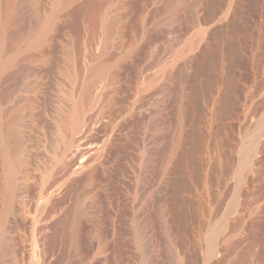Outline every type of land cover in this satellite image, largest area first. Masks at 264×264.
<instances>
[{
  "label": "rangeland",
  "instance_id": "374dc122",
  "mask_svg": "<svg viewBox=\"0 0 264 264\" xmlns=\"http://www.w3.org/2000/svg\"><path fill=\"white\" fill-rule=\"evenodd\" d=\"M34 2L0 0V264H264V0Z\"/></svg>",
  "mask_w": 264,
  "mask_h": 264
},
{
  "label": "bare ground",
  "instance_id": "6f19581e",
  "mask_svg": "<svg viewBox=\"0 0 264 264\" xmlns=\"http://www.w3.org/2000/svg\"><path fill=\"white\" fill-rule=\"evenodd\" d=\"M33 3H35L34 2V0H33ZM35 5L37 6V4L35 3ZM35 6V7H36ZM38 8V7H37ZM196 10H195V12L193 13V15H192V17H191V19L190 20H192V23L194 24V25H201V24H205V23H209V22H211V21H214V19H215V16L213 15V16H208V15H202L201 14V10H200V7H198V5H197V7L195 8ZM214 12V11H213ZM211 14V13H210ZM217 14V13H216ZM37 19V18H36ZM189 19V18H188ZM114 22V19L112 18V19H110V22H109V24H112ZM52 25H53V21L51 20V21H49L48 23H45V24H41L39 21H37V20H35V22H32V26L30 27V30H29V38L31 39V41L29 42L32 46L34 45V46H37V45H41L45 40H46V38H47V34H48V32L50 31V29H51V27H52ZM183 25V24H182ZM191 25V24H190ZM192 26V25H191ZM109 28V27H108ZM105 68L104 67H99L97 70H96V75H97V77H102L104 74H105ZM29 72V71H28ZM25 73H26V71H23V73H22V76H24L25 75ZM30 73V72H29ZM94 84H95V82H90L89 84H88V86H87V88H88V90L91 92V91H93L94 89L93 88H95L94 87ZM30 104H32V100H30L28 103H27V105H30ZM83 104H80L78 107H77V110H76V118L77 119H80V116H81V114H82V111H83ZM84 122V121H83ZM157 122H159V121H157ZM80 127V125H78L77 126V128L75 129V131H78V128ZM263 128V127H262ZM115 133V132H114ZM115 135V134H114ZM77 135L75 134L74 136H72V144H74L75 142H76V139H77V137H76ZM18 137V136H17ZM258 140V139H257ZM256 140V141H257ZM258 142H260V141H258ZM24 144V139H21V138H19V139H17V141H16V144H15V147L13 146V147H11L10 149H9V153L11 154V155H13L14 156V153H16V151L18 150V149H20L21 148V146ZM72 144H71V146H72ZM253 147H255V149H256V152L258 151V153H260V154H262L263 153V151H261L260 150V146L259 145H257V146H253ZM254 149V150H255ZM69 151V150H68ZM255 152V153H256ZM8 153V154H9ZM9 154V155H10ZM254 154V153H253ZM253 154H251V155H248V157H247V160H246V165H251V163L252 162H255L256 161V156L258 155V154H256V156H253ZM259 154V155H260ZM264 154V153H263ZM262 154V155H263ZM10 155V156H11ZM255 155V154H254ZM262 155H260V156H262ZM10 156H8V158L10 157ZM259 156V157H260ZM263 157H264V155H263ZM262 157V158H263ZM14 158V157H13ZM10 160H11V157L9 158ZM261 159V158H260ZM255 160V161H254ZM14 161V160H13ZM20 161V160H19ZM90 162V161H89ZM89 162H87V164L85 163V166L87 167V168H84L85 166H84V164L82 165V166H84L83 167V169L84 170H86V169H88V168H90L91 166H92V164H90L91 166H88V164H89ZM259 162V161H258ZM257 162V163H258ZM23 163V162H22ZM24 163H25V161H24ZM23 163V164H24ZM91 163V162H90ZM148 168V167H147ZM80 169H81V171H83V169L80 167ZM88 174V173H90V171H88V172H85V174ZM93 174V173H92ZM12 175V174H11ZM12 177H13V175L10 177L11 179H12ZM89 177V176H88ZM91 178H89V180H90ZM10 181V180H9ZM12 181V180H11ZM13 182V181H12ZM11 182V183H12ZM10 183V184H11ZM13 184V183H12ZM11 186V185H10ZM9 187V186H8ZM10 188H12V187H10Z\"/></svg>",
  "mask_w": 264,
  "mask_h": 264
},
{
  "label": "water",
  "instance_id": "95a60500",
  "mask_svg": "<svg viewBox=\"0 0 264 264\" xmlns=\"http://www.w3.org/2000/svg\"><path fill=\"white\" fill-rule=\"evenodd\" d=\"M83 172V171H82Z\"/></svg>",
  "mask_w": 264,
  "mask_h": 264
}]
</instances>
